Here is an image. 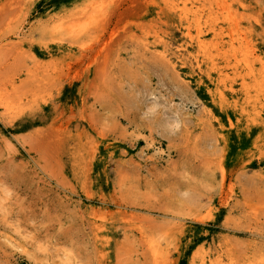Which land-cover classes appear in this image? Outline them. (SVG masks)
Returning a JSON list of instances; mask_svg holds the SVG:
<instances>
[{
	"label": "rangeland",
	"instance_id": "obj_1",
	"mask_svg": "<svg viewBox=\"0 0 264 264\" xmlns=\"http://www.w3.org/2000/svg\"><path fill=\"white\" fill-rule=\"evenodd\" d=\"M235 39L264 0H0V264H264Z\"/></svg>",
	"mask_w": 264,
	"mask_h": 264
},
{
	"label": "bare ground",
	"instance_id": "obj_2",
	"mask_svg": "<svg viewBox=\"0 0 264 264\" xmlns=\"http://www.w3.org/2000/svg\"><path fill=\"white\" fill-rule=\"evenodd\" d=\"M227 22H228L227 24H229L230 26L233 25L231 21L227 20ZM233 22H234V19H233ZM240 43H241L240 39L231 40V42L228 44V48H229V51H233V53L231 54L233 56L232 70L234 72L240 71V74H241V80H242L241 90H243L244 93L247 95L250 92L252 93L256 92L257 95L264 96V74L258 71L260 69V70H263V73H264V61L263 59H259L256 62L255 61L256 58L254 59L249 58L252 55V54L249 55L250 53L248 55H245V54L242 55V53L241 55L236 54V51H239V49L235 47L236 45H240ZM257 65L259 66V69L255 67ZM250 101H252V99Z\"/></svg>",
	"mask_w": 264,
	"mask_h": 264
}]
</instances>
